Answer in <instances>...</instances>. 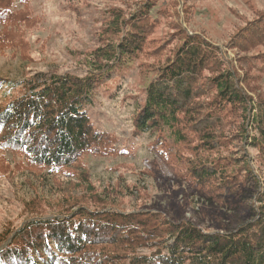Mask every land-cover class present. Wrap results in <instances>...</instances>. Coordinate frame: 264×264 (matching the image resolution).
I'll return each mask as SVG.
<instances>
[{"label":"trees","instance_id":"obj_1","mask_svg":"<svg viewBox=\"0 0 264 264\" xmlns=\"http://www.w3.org/2000/svg\"><path fill=\"white\" fill-rule=\"evenodd\" d=\"M150 3L129 21L114 14L113 28L121 32L126 27L128 33L90 55L93 64L84 78L41 73L20 84L0 78V95L9 90L0 97L1 150L23 153L30 165L40 166L51 177L76 178L90 195L87 205L48 219L37 215L16 232L11 228L3 233V239L13 237L0 249V264H264V97L253 92L250 78L243 81L230 67H223L220 50L204 38L185 35L175 59L147 88L135 126L138 135L156 137L162 132L163 138L153 145L160 146L162 159L174 161L179 155L175 162L179 164L184 151L189 153L193 187L205 191V203L200 205L224 211L218 230L199 217L196 222L174 221L157 211L115 208L117 190L129 192L121 180L99 193L88 173L76 170L84 154L105 153L106 134L94 127L89 109L97 87L120 74L122 59L131 62L143 52L146 30L152 29ZM252 26L234 49L244 45L249 52L264 45V18ZM205 72L212 78L204 81ZM16 86L24 92L13 94ZM212 91V100L202 103ZM234 116L241 119L236 140L260 154L258 172L245 147L231 159L219 157L234 143L221 136ZM33 202L25 206L34 216L39 205Z\"/></svg>","mask_w":264,"mask_h":264},{"label":"rangeland","instance_id":"obj_2","mask_svg":"<svg viewBox=\"0 0 264 264\" xmlns=\"http://www.w3.org/2000/svg\"><path fill=\"white\" fill-rule=\"evenodd\" d=\"M148 1L8 0L0 3V37L5 39L0 40V78L20 84L41 73L86 77L90 74L88 65L93 64L90 55L116 44L128 33L126 27L121 32L113 28L114 14L118 12L123 21H129ZM148 10L152 29L146 30L143 52L131 62L126 57L122 59L120 74L108 83L105 79L97 87L96 99L89 109L94 127L106 134L105 153L84 154L76 170L88 173L92 187L99 193L121 180L129 192L117 190L115 208L127 212L157 211L174 221L196 222L199 217L216 225L217 220L223 222L224 211H218L216 205H200L205 203V191L201 193L193 187L190 165H187L189 153L184 151L181 165L175 164L176 159L180 160L179 155L174 161L162 159L160 146L153 147L159 137L163 138L162 132L156 137L150 133L138 135L135 117L139 107L144 108L147 88L161 69L175 59L185 35L204 38L216 46L225 60L223 67H230L243 81L245 77L250 78L253 92L264 97V45L255 46L249 52L244 45L238 51L233 46L244 42L242 37L246 32L264 18V0H151ZM256 55L259 56L252 58ZM212 76L205 72L203 80ZM16 87L13 94L24 92L21 86ZM5 93L9 90L5 89L0 97ZM214 95L212 91L200 101L208 102ZM229 121L221 136L234 143L231 148L220 151L219 157L231 159L241 155L239 148L245 147L247 159L258 172L259 152L236 140L241 119L234 116ZM210 157L217 155L210 154ZM80 184L76 178L69 179L64 174L51 177L47 170L30 165L23 153L0 148V249L13 237L3 239V233L11 228L16 232L30 218L38 215L48 219L90 203V195ZM31 199L39 205L34 216L26 212L25 203ZM219 227L216 225L217 230Z\"/></svg>","mask_w":264,"mask_h":264}]
</instances>
